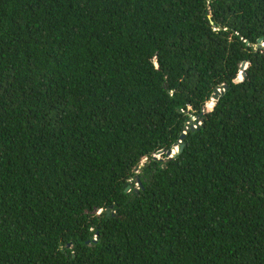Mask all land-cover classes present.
<instances>
[{
  "label": "trees",
  "instance_id": "16d2710c",
  "mask_svg": "<svg viewBox=\"0 0 264 264\" xmlns=\"http://www.w3.org/2000/svg\"><path fill=\"white\" fill-rule=\"evenodd\" d=\"M261 43L264 0H0V264H264Z\"/></svg>",
  "mask_w": 264,
  "mask_h": 264
},
{
  "label": "water",
  "instance_id": "95a60500",
  "mask_svg": "<svg viewBox=\"0 0 264 264\" xmlns=\"http://www.w3.org/2000/svg\"><path fill=\"white\" fill-rule=\"evenodd\" d=\"M261 40L258 41V43H260ZM260 48H264V43L259 44ZM247 67V63H243L240 66V75H244V70ZM227 89V86L223 85L219 88L214 89L213 94L211 95V99H212V104L208 105L207 108H212L214 106V104L217 102V100L219 99V97L225 92V90ZM210 99V100H211ZM201 120L198 121V117H195V119H193V117L190 118V120L187 122V127H185V130L182 132V134L179 137V141L178 144L176 145V149L174 150H168L165 153V158L164 160L169 161L171 159H173L178 153H180L183 150V139L186 136V133L188 130L193 131L194 129H196L200 124H198V122H200ZM156 160H161V158L159 157H155ZM138 169V167H137ZM136 169V170H137ZM138 185V184H137ZM130 189V187H127L125 189V191L127 192ZM139 189H135V191H138ZM106 214H108V210H106Z\"/></svg>",
  "mask_w": 264,
  "mask_h": 264
},
{
  "label": "rangeland",
  "instance_id": "374dc122",
  "mask_svg": "<svg viewBox=\"0 0 264 264\" xmlns=\"http://www.w3.org/2000/svg\"><path fill=\"white\" fill-rule=\"evenodd\" d=\"M208 105L209 104H206V107H208ZM193 119H195V117H193ZM131 185H133V184H131ZM133 187L137 188L138 186H137V184H134Z\"/></svg>",
  "mask_w": 264,
  "mask_h": 264
},
{
  "label": "built area",
  "instance_id": "2783aa9c",
  "mask_svg": "<svg viewBox=\"0 0 264 264\" xmlns=\"http://www.w3.org/2000/svg\"><path fill=\"white\" fill-rule=\"evenodd\" d=\"M198 124H200V122H198Z\"/></svg>",
  "mask_w": 264,
  "mask_h": 264
}]
</instances>
